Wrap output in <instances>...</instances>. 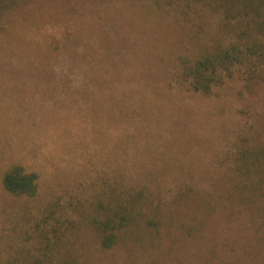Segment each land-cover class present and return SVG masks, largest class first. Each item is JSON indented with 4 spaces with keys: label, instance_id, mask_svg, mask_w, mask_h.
I'll use <instances>...</instances> for the list:
<instances>
[{
    "label": "rangeland",
    "instance_id": "rangeland-1",
    "mask_svg": "<svg viewBox=\"0 0 264 264\" xmlns=\"http://www.w3.org/2000/svg\"><path fill=\"white\" fill-rule=\"evenodd\" d=\"M226 34L186 0L1 13L0 264H264V194L230 195L237 150L264 142V82L237 75L205 95L175 76V54ZM15 163L39 173L37 195L4 189ZM114 189L138 193L144 215L104 248L94 218Z\"/></svg>",
    "mask_w": 264,
    "mask_h": 264
},
{
    "label": "trees",
    "instance_id": "trees-1",
    "mask_svg": "<svg viewBox=\"0 0 264 264\" xmlns=\"http://www.w3.org/2000/svg\"><path fill=\"white\" fill-rule=\"evenodd\" d=\"M19 0H0V15ZM206 7L219 20L222 29L228 31L226 40L215 42L202 52L175 54V76L194 93L212 95L228 81L240 75L251 85L264 82V0H186ZM244 143V142H243ZM234 170L241 178L240 186L229 189L230 195L264 194V142L246 144L236 152ZM4 189L15 196L37 195L39 173L29 171L21 163L10 165L2 175ZM109 186H121L110 184ZM186 188L183 190L185 191ZM184 193L190 194V190ZM246 193V194H244ZM138 193L115 190L112 199L103 208L102 216L95 217V225L101 235L104 248L113 247L120 232L138 224L144 212L137 202ZM151 222V221H150ZM48 251H52L48 245ZM50 254L37 256L32 263L49 264ZM58 264H78L63 259Z\"/></svg>",
    "mask_w": 264,
    "mask_h": 264
}]
</instances>
